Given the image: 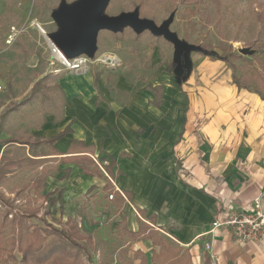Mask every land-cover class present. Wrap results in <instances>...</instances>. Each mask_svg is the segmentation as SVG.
<instances>
[{
    "label": "crops",
    "instance_id": "crops-1",
    "mask_svg": "<svg viewBox=\"0 0 264 264\" xmlns=\"http://www.w3.org/2000/svg\"><path fill=\"white\" fill-rule=\"evenodd\" d=\"M222 65L226 67V87L218 85L214 92L225 93L226 102H218L223 99L218 96L214 102L207 101L206 107L194 103L185 109L183 118L175 116L173 121L156 117L147 93L140 94L133 106H126L114 102L108 90L98 88L99 78L95 80L92 74L66 77L60 81L68 99L64 119L55 124V117H48L34 135L51 138L71 126L73 132L55 144L60 153H67L76 139L94 145L95 154L105 164L116 161L110 177L126 199L104 201L108 206L100 215L106 227L112 224L111 233L119 228L138 233L146 224L170 244L189 250L193 264H264V240L239 243L229 227L209 235L217 219L228 217L227 211L264 213V101L257 94L239 90L231 69L224 62ZM212 114L216 115L210 121L202 120ZM153 123L161 129L154 135ZM61 169L57 179H49L51 192L66 183V176L62 178L67 169L80 182L78 187L75 181L71 188L65 185L66 220L77 217V199L92 187H105L107 179L83 175L74 164ZM84 220L86 230H91L86 216ZM206 243L212 244L211 251L201 249ZM118 250H128L130 258L140 252L147 264H153V255L161 249L152 240L126 239ZM116 254L112 262L118 261Z\"/></svg>",
    "mask_w": 264,
    "mask_h": 264
},
{
    "label": "rangeland",
    "instance_id": "rangeland-1",
    "mask_svg": "<svg viewBox=\"0 0 264 264\" xmlns=\"http://www.w3.org/2000/svg\"><path fill=\"white\" fill-rule=\"evenodd\" d=\"M61 1L0 0V31L2 33L0 37V139L25 131L34 134L37 132L35 127L38 123L42 121L47 123L48 117H55V115L47 114L48 107L40 101L41 97L28 104L23 102L39 79L47 77L48 82L54 85L57 82L60 84V81L66 77L92 74L94 79L99 78L97 87L108 90L114 102L119 101L123 105L133 106V102L140 101V94L147 93L149 97L146 100H149L151 111L157 114L156 117L167 120L170 118L173 121L175 116L182 115L183 118L185 109L187 107L191 109L194 103L199 102L201 106L206 107L207 101L214 102V98L218 96L223 98L218 102L223 100L226 102L225 93L214 92L218 85L226 87V67L222 65L223 61L217 58H226V54L232 51L240 54L242 49L254 51L264 47V0H112L107 10L110 16L132 12L139 7L142 18L152 19L161 25L175 13L171 30L177 33L180 39L199 46L210 54H192L194 63L192 76L188 82L178 84L175 74L176 65L173 63L174 47L164 38L155 37L149 32L136 35L131 29H126L119 34L103 31L99 35L97 54L98 56L104 53L117 55L121 60V67L115 70L92 67L88 74L66 71L62 70V67L51 66L44 35L34 25V22L41 24L48 34L55 32L57 26L52 19V12L59 7ZM75 1L77 0H67L69 4ZM12 27L25 29V32L13 43L7 44L5 41ZM233 63L238 69L247 68L241 59L233 60ZM56 69L61 71L55 73ZM51 94L58 101L61 100L60 92L55 88ZM66 101L67 107V97ZM99 101L102 102V99L100 98ZM13 105H16V110L11 108ZM223 112L226 113V110ZM4 114L6 117L3 119ZM215 115H207L208 117L202 120L210 121ZM159 127L153 123L151 133L153 132L154 135L161 130ZM1 152L0 150V157ZM94 157L99 161L97 162L99 166L107 165L101 162L100 155L98 157L95 154ZM61 166L58 161L48 164V167L52 169L51 178L57 179L63 172ZM102 167L105 178L111 184L113 183L114 188L110 191L102 186L95 187L92 192L87 190L80 199H77L80 207H86V219L89 221L86 220V222L91 226V230L87 231L88 227L85 228L84 218L78 216L75 218L78 227L82 226L81 233L84 235L86 232L93 233L97 241L106 243L107 247H110L109 252L111 257H114L117 255L116 248L118 249L116 244L120 247L116 238L118 231L111 233L112 224L109 222L106 227L107 224H104L100 214L105 212L108 206L104 201L113 202L110 200V195L117 189ZM33 175L31 172H25L12 179L5 189L8 197L15 199L16 191H19ZM74 181L75 185L78 182V187L79 180L69 175L65 179L66 183L60 187L68 184L71 188ZM52 189L48 185L45 192L49 193ZM96 189L100 190L96 191ZM122 193L125 195L123 191ZM119 195L123 197L120 193ZM26 201V196L22 199L18 198L15 205L23 208ZM89 210L92 212H88ZM6 211L8 210L5 207H0V236L4 237L10 236L15 227L11 222L12 216L4 221L3 213ZM52 214L49 221L54 224L60 219L63 223L67 220L64 218V213L61 214L58 209H54ZM39 215V219H32L29 223L40 229H47V224L41 220L43 212ZM52 240L54 236L49 239V241ZM124 243L126 244V238L123 239V243L121 242V244ZM81 244H84L89 252L90 247L86 243ZM201 249L205 250L203 246ZM15 255L19 256L17 251ZM83 259L84 263L88 264L89 255L84 254ZM98 259L97 256L96 260Z\"/></svg>",
    "mask_w": 264,
    "mask_h": 264
},
{
    "label": "trees",
    "instance_id": "trees-1",
    "mask_svg": "<svg viewBox=\"0 0 264 264\" xmlns=\"http://www.w3.org/2000/svg\"><path fill=\"white\" fill-rule=\"evenodd\" d=\"M1 34L0 31V37ZM237 59L243 60L247 67L242 69L243 72L233 63V60ZM217 60L225 62L231 69L233 84L239 90L257 94L264 101V47L255 49L249 57L232 51L226 54V58H217ZM53 88L60 92L61 100L58 101L53 97L51 94ZM38 98L47 105V114L55 115L54 122L56 124L63 120L62 111L66 107L67 101L64 90L58 82L51 85L47 77L39 79L34 83L30 94L23 99V102L28 104ZM15 106L13 105L11 108L16 110ZM2 117L4 119L6 115L4 114ZM45 124V121L38 123L35 127L36 130L41 129ZM72 132L71 126H68L64 131L51 138L35 136L31 132L25 131L14 133L6 139H0V150L2 151L0 157V207H5L8 210L3 213L4 221L12 216L11 222L15 226L10 236H0V264L15 262L21 264H85L84 254L89 255L88 264L112 262L107 244L97 241L93 233L82 234L76 218L69 217L65 223L61 219L56 224L49 221L54 209H58L63 214L65 206L63 196L66 189L61 187L53 192H45L52 173L48 164L56 161L61 165L74 164L80 168L83 175L104 177L101 167L93 158L95 155L94 145H86L83 141L73 139L67 153H60L55 148L57 142ZM101 162L105 163L106 161L102 159ZM115 166L116 161L111 159L108 165L104 166V170L111 176ZM25 172H31L34 175L19 191H16L15 199H10L5 189L12 179ZM70 173L71 170L67 169L66 177ZM94 189L95 187H92L89 190L92 192ZM105 189L110 191L112 189V184L108 179ZM24 196L27 201L23 208H18L20 206L15 205L16 201ZM118 197L120 195L115 193V200ZM42 212L41 220L47 224V229H40L29 223L32 219H39V214ZM76 216L84 218L86 208L80 207ZM51 236H54V240L49 241ZM125 238L129 242L152 240L154 246L160 247V253L153 255V264H193L189 250L170 244L165 236L160 235L158 231L151 229L146 224L138 233H131L125 228H119L118 243H123ZM81 243H86L90 247L89 252ZM116 245L119 248V244ZM16 251L20 257L15 255ZM116 251L118 252L117 264H135L134 261L137 259L141 260L140 264H147L146 257L140 252L135 253L134 258H130L128 250L116 248ZM97 256L99 257L98 261L96 260Z\"/></svg>",
    "mask_w": 264,
    "mask_h": 264
},
{
    "label": "water",
    "instance_id": "water-1",
    "mask_svg": "<svg viewBox=\"0 0 264 264\" xmlns=\"http://www.w3.org/2000/svg\"><path fill=\"white\" fill-rule=\"evenodd\" d=\"M111 1L77 0L69 4L67 0H62L59 7L52 12L57 30L48 34V37L67 59L72 60L80 56L94 59L98 52L99 35L103 31L119 34L131 29L136 35L149 32L173 45L175 74L177 83L181 84L188 82L192 76L194 70L192 54H210L201 47L180 39L178 34L171 30L175 13L161 25L152 19L142 18L139 7L132 12L110 16L107 10ZM253 53L254 51L247 48L240 50L243 56H251Z\"/></svg>",
    "mask_w": 264,
    "mask_h": 264
},
{
    "label": "built area",
    "instance_id": "built-area-1",
    "mask_svg": "<svg viewBox=\"0 0 264 264\" xmlns=\"http://www.w3.org/2000/svg\"><path fill=\"white\" fill-rule=\"evenodd\" d=\"M36 28L44 35L46 40V46L49 50V61L52 67H62V70L72 71L80 74H88L92 67H102L108 70H115L121 67L120 58L111 53H104L98 56L96 54L94 59H90L87 56H80L75 59H67L60 50L51 42L48 37V33L44 30L41 24L34 22ZM25 29H17L12 27L6 43H13ZM61 70H55V73ZM115 193H120L125 199V195L121 190H116L110 195V200L115 199ZM228 217L226 219H217L209 232V235H215L216 231L222 227H229L232 231L233 236L239 243L251 242V241H262L264 240V213L254 210L252 212H243L238 214L230 213L227 211ZM82 227V226H81ZM206 251L212 250V244L206 243L204 245ZM116 264V262L108 263Z\"/></svg>",
    "mask_w": 264,
    "mask_h": 264
}]
</instances>
